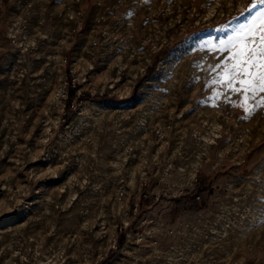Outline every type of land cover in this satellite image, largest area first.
<instances>
[{"label":"rangeland","instance_id":"rangeland-1","mask_svg":"<svg viewBox=\"0 0 264 264\" xmlns=\"http://www.w3.org/2000/svg\"><path fill=\"white\" fill-rule=\"evenodd\" d=\"M261 11L0 0V264H264V93L208 71Z\"/></svg>","mask_w":264,"mask_h":264},{"label":"snow or ice","instance_id":"snow-or-ice-1","mask_svg":"<svg viewBox=\"0 0 264 264\" xmlns=\"http://www.w3.org/2000/svg\"><path fill=\"white\" fill-rule=\"evenodd\" d=\"M264 4V0H258ZM255 7V4L251 5ZM250 22L227 41H222L219 48L210 51L232 52V67L224 72V66H209V73H215L211 83L221 88L248 96L249 102L257 93H264V11L250 15ZM264 100V96L261 97ZM243 106V105H242ZM255 104H253V109Z\"/></svg>","mask_w":264,"mask_h":264},{"label":"trees","instance_id":"trees-1","mask_svg":"<svg viewBox=\"0 0 264 264\" xmlns=\"http://www.w3.org/2000/svg\"><path fill=\"white\" fill-rule=\"evenodd\" d=\"M154 68L155 67H152L149 69L148 73L147 74H152L153 71H154ZM142 80L141 79L136 88H135V93L137 92V90L139 89L141 83H142ZM75 95V91L73 89H71V92H70V96L71 98L74 97ZM103 99L106 98V96H103L102 97ZM210 190V186H205L200 180L197 182L193 192L191 194H187V195H184V196H180L179 198L176 199V202H181L183 199H189L190 201H195L197 196L202 194V193H205L206 191H209ZM142 203V202H141ZM192 210H196V206H193L192 207ZM142 212V208L139 210L138 214L140 215ZM125 239H126V235L125 233H122L120 234L119 238H118V247L121 248L125 242ZM113 254V251L110 252V255Z\"/></svg>","mask_w":264,"mask_h":264}]
</instances>
